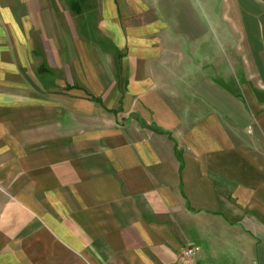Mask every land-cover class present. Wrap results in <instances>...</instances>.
<instances>
[{
    "label": "crops",
    "instance_id": "obj_1",
    "mask_svg": "<svg viewBox=\"0 0 264 264\" xmlns=\"http://www.w3.org/2000/svg\"><path fill=\"white\" fill-rule=\"evenodd\" d=\"M264 264V0H0V264Z\"/></svg>",
    "mask_w": 264,
    "mask_h": 264
},
{
    "label": "built area",
    "instance_id": "obj_2",
    "mask_svg": "<svg viewBox=\"0 0 264 264\" xmlns=\"http://www.w3.org/2000/svg\"><path fill=\"white\" fill-rule=\"evenodd\" d=\"M199 250L194 246H188L181 251V263L180 264H194L198 257Z\"/></svg>",
    "mask_w": 264,
    "mask_h": 264
}]
</instances>
